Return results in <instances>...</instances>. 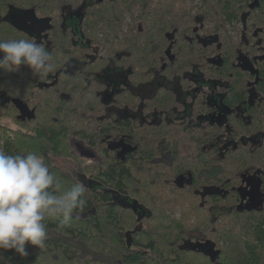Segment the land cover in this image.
Returning a JSON list of instances; mask_svg holds the SVG:
<instances>
[{"label":"flooded vegetation","instance_id":"flooded-vegetation-1","mask_svg":"<svg viewBox=\"0 0 264 264\" xmlns=\"http://www.w3.org/2000/svg\"><path fill=\"white\" fill-rule=\"evenodd\" d=\"M126 1L132 2L68 0L60 13H53L56 19L32 12L22 16L17 11L12 20L6 21L9 9L3 13L1 21L23 27L22 33L46 46L55 67L46 77H12L19 83L14 91L24 97L0 93V104L11 109L21 125L28 123L35 136L38 127H45L52 102L62 100L73 105L76 98L83 101L87 96L94 97L96 107H67L65 123L76 126L79 122L87 128L95 122L97 148L80 136H71L67 140L70 154L89 160V164H101L106 155L130 164L134 155L142 156L151 149L148 162L157 164L162 177L171 174L170 192L190 191L199 206L212 204L210 210L220 213L261 210L264 170L248 168L238 173V181L231 185L227 171L220 177L224 183L212 182L211 173L212 163L227 169L229 161L237 159L229 155L234 149L264 147V90L260 88L264 0H229L236 4V19L223 17L221 25L214 21L209 5L219 0L182 1L189 9V30L177 26L162 33L160 47L166 50L160 55V71L151 77L133 69V53L129 50L133 15ZM109 8L111 22L106 27L99 13ZM93 14V19L98 15L94 21L96 41L104 44L106 35L113 34L108 56L102 52L103 46L86 37V23ZM135 26L138 33L144 31L142 23ZM180 47L211 49V54H204L205 63L194 62L182 73L171 74L169 65L177 63ZM26 80L29 85L20 84ZM198 152L207 154L204 158L209 163L206 175L204 168L200 170V183L193 169ZM73 174L84 180L79 171ZM208 178L211 181H204ZM112 199L117 202L123 198L113 195ZM213 199L222 204H213ZM138 212H134L136 217Z\"/></svg>","mask_w":264,"mask_h":264},{"label":"trees","instance_id":"trees-1","mask_svg":"<svg viewBox=\"0 0 264 264\" xmlns=\"http://www.w3.org/2000/svg\"><path fill=\"white\" fill-rule=\"evenodd\" d=\"M66 1L68 0H0V17L12 8L32 12L40 17L56 19L58 16L53 13H60V8ZM182 1L184 0H169L165 4H159V0L125 2L132 9L134 32L130 37L129 50L133 53V69L138 74L151 77L154 72L160 71V55L166 50V47H160L162 33L171 31L177 26L181 30L188 28L190 17L187 16V12L189 9ZM209 5L211 11L214 12V21L217 25H221L225 17L226 20L236 19L235 2L219 0ZM136 12H138L137 16H135ZM99 14L100 22L108 27L111 22L110 8ZM97 16L95 15L93 19V14L87 20L86 25L89 31L86 37L93 43L103 46L102 52L108 56L111 50L108 44L113 34L106 35L107 40L104 44L96 41L94 21L98 18ZM136 23H142L144 29L142 33L135 31ZM188 30L189 28L185 32ZM11 39L31 38L0 20V40ZM210 51L211 49L203 50L198 47H180L176 51L177 63L169 65L171 74L182 73L194 62L205 63L204 54L209 55ZM31 75L35 73H32L26 65H21L16 73L0 70V93L8 94L12 98L24 97L14 91V86L19 83L11 79ZM20 84L27 86L29 82L21 81ZM260 86L264 90V72L261 75ZM77 93L75 91L74 95ZM66 103L62 100L51 103L52 113L47 117L45 127L37 128L35 136L28 123L21 125L20 121L15 118V113L0 104V118L3 116L1 113L5 112L4 116L11 117L15 124V128L11 129L0 123V133L1 131L5 133L3 136L0 134V150L11 155L27 152L42 154L63 189H69L74 183V178L85 186V194L82 197L85 200V206L74 214L70 227L58 230L56 222L49 221L47 246L44 249L27 246L28 256L25 258H20L13 251L4 252L6 264H34L39 261L42 264H187L188 261L189 264H196L195 261L204 264H264V206L261 210L220 213L210 210L212 204L199 206V201L194 199L190 191L172 189L169 194H165L166 190L164 191L167 196L162 194L165 196L163 200L160 190L170 187L168 185L171 184L172 178L168 177L171 174L162 177L157 164L148 162L151 158V149L145 150L142 156L134 155L131 165L107 155L101 164H83L84 160H78L76 156L70 154L67 140L71 136H80L96 149L95 122L90 123L87 128L79 122H76V126H70L69 123H65L68 117L65 112L67 107L74 108L78 104H82L84 108L96 107V98L87 96L83 101L76 98L73 105ZM8 133L11 135L7 136ZM251 148H237L230 151L229 155L237 159L229 161L227 169L218 163L220 161L216 162L218 166L212 163V182L224 183L225 179L220 177L226 171L231 185L238 181V173H243L248 168L250 171L251 169L252 171L264 170V147ZM197 156L198 159H195L193 169L197 171L198 176L195 177L197 183H200L201 176L199 175H202V178L203 173L206 175L205 167L208 168L209 163L204 158L207 154L198 152ZM72 157L77 161L76 170L82 174L84 180L75 177L73 172L63 169L57 163V160ZM208 157H213V155ZM181 162L180 160V164ZM203 168L204 172L201 173ZM211 180L210 178L204 179V181ZM204 181L202 180V183ZM113 195L136 201L139 206L147 209L146 216L137 221L134 211L123 208L113 201ZM171 200L179 201L183 210L193 214L204 212L211 225L222 226L218 227L219 229L214 227V231L207 234L205 226L198 227L195 230H198V233H192L194 230L189 231L184 227H177L174 222L169 223L171 221L169 217L160 211L166 209L164 206L169 208ZM213 200L215 201L212 202L213 204H222L218 203V199ZM182 201L188 203L182 204ZM230 220L239 226V232L234 241L229 242V250L223 247L218 249V245L212 241L215 235H218L216 240L223 239L225 242L228 238L231 239L230 234L236 232L231 227L233 222H230L226 229L224 228ZM206 242L214 244L216 251H219L214 261L207 254L199 251V246Z\"/></svg>","mask_w":264,"mask_h":264},{"label":"clouds","instance_id":"clouds-1","mask_svg":"<svg viewBox=\"0 0 264 264\" xmlns=\"http://www.w3.org/2000/svg\"><path fill=\"white\" fill-rule=\"evenodd\" d=\"M0 54V70L7 73L18 72L23 64L46 77L55 67L50 51L34 39L0 40ZM84 194L85 186L75 178L63 190L44 155L0 150V264H6L4 252L25 258L27 246L44 249L48 222L55 221L58 230L70 227L85 206Z\"/></svg>","mask_w":264,"mask_h":264},{"label":"rangeland","instance_id":"rangeland-1","mask_svg":"<svg viewBox=\"0 0 264 264\" xmlns=\"http://www.w3.org/2000/svg\"><path fill=\"white\" fill-rule=\"evenodd\" d=\"M163 1H165V2H162L161 0H160V3H167L168 2V0H163ZM161 6H164V5H161ZM3 116H1V118H0V123L2 124V125H5V126H8V127H10L11 129L12 128H15V124H14V121L12 120V118L11 117H6V116H4V114H5V112H2L1 113ZM1 136H3V134H5L4 132H2L1 131ZM11 135V133L9 134L8 133V135L7 136H10ZM79 156V155H78ZM79 160V159H78ZM88 164H89V160H87V159H84ZM86 162H83V164H86ZM57 163L60 165V166H62V168L63 169H65V170H70V171H72V172H74L75 170H76V168H77V161L75 160V159H73V158H66V159H64V160H57ZM63 189V188H62ZM63 190H65V189H63ZM166 190V193L165 194H169V190H167V189H164V190H160V195H161V197H162V199H163V197L165 198V196H167V195H165L164 194V191ZM158 192V191H157ZM162 194H164V195H162ZM175 195V194H174ZM164 200V199H163ZM179 200V199H178ZM172 201V200H171ZM174 201V202H173ZM172 201V203L171 204H169V205H171L169 208H167V206H164V204H163V206H164V208H166V209H164L163 208V206H162V209H164V211H160V213H163V215H166V216H168L169 217V219L171 220L169 223H173L174 222V225H176L177 227H184V229H186V230H189V231H193L192 233H198V230L197 231H195L196 229H198V227H201V226H205L206 228H205V232L207 233V234H210V231H214L213 230V228L214 227H216V226H214V225H211L210 223H209V219H208V217H207V215L204 213V212H199L198 214H193L192 212H190V211H186V210H183L182 208H181V203L179 202V201H177V200H173ZM188 202L187 201H182V204H187ZM168 205V206H169ZM160 215V214H159ZM230 222H233L232 220H230V221H227V225L224 227L225 229H226V227L230 224ZM156 223V222H155ZM157 224H158V222H157ZM163 224V223H162ZM233 224V226H231L233 229H234V231H236L235 232V234H230L229 236H231V239L229 240V238H228V240H226L225 242H223V239H220L219 241H218V239L216 240V237H218V235H215L212 239V241H215V243L218 245L217 246V248L218 249H221V247H223V248H225L226 250H229L228 249V246H229V242L231 241H234V239L236 238V236H237V234H238V232H239V226H237L236 224H234V222L232 223ZM145 225V224H144ZM165 226H166V224H165ZM222 225H220V226H217L216 227V229L219 227H221ZM177 227H176V231H177ZM218 228V229H219ZM176 233V232H175ZM175 235V234H174ZM226 243V244H225ZM73 244H77V242H73ZM227 246V247H226ZM186 262V261H185ZM184 262V263H185ZM189 262V261H188ZM188 262H186L187 264H189ZM195 263L196 264H204L203 262H196L195 261ZM34 264H42V262H37V263H34Z\"/></svg>","mask_w":264,"mask_h":264},{"label":"water","instance_id":"water-1","mask_svg":"<svg viewBox=\"0 0 264 264\" xmlns=\"http://www.w3.org/2000/svg\"><path fill=\"white\" fill-rule=\"evenodd\" d=\"M18 10H15V9H12L10 8L9 11H8V14L7 16L4 18V20L8 21V20H12V15H16ZM20 12V11H19ZM26 13H28L27 11H21L20 15L24 16ZM18 14V13H17ZM12 22V21H11ZM12 25L20 30V31H25V29L22 27V28H19L17 27L14 23H12ZM128 199L126 198H123L122 200H119L117 201V203L119 205H121L123 208H129L131 209L132 211L134 212H137V221L141 220L142 217H145L147 212L144 211L138 204L136 201H127ZM212 248H215V245L214 244H211L210 242H206L205 244H202L199 246V251H202L204 254H207L212 261L215 260L216 256L218 255L219 251H211Z\"/></svg>","mask_w":264,"mask_h":264}]
</instances>
